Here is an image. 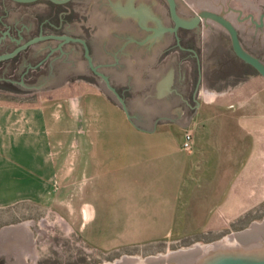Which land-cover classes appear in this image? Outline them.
I'll use <instances>...</instances> for the list:
<instances>
[{
    "label": "rangeland",
    "instance_id": "obj_1",
    "mask_svg": "<svg viewBox=\"0 0 264 264\" xmlns=\"http://www.w3.org/2000/svg\"><path fill=\"white\" fill-rule=\"evenodd\" d=\"M91 12L92 4L72 2L60 16L65 20L64 29L84 36L93 54ZM8 13L9 22L24 27L28 35L38 28L39 20L44 21L50 14L44 2L18 5ZM179 35L197 38L195 45L206 62L204 74L193 73L194 59L176 49L174 37L152 68L177 57L175 91L197 108L196 126L189 131L195 136L194 151L200 149V154L184 190L185 194L194 191L195 201L202 197L211 202L213 211L204 229L183 234L179 227L186 225L191 230L197 220L190 218L185 224L178 220L170 236L124 245L129 237L107 235L101 226L107 224L106 220L85 217V213L92 216V207L79 203V174L58 178L56 183L53 173L52 186L37 188L35 197L31 189L21 187L14 201L0 204V264H109L128 258L158 257L217 243L264 221V76L236 53L229 30L211 18L202 19L193 28L181 27ZM56 45L43 42L33 49L38 58L51 46L48 67L18 69L12 76L9 73L3 77L9 86L0 88V104L21 108L49 100L79 101L89 91L107 95L82 46ZM87 81L99 85H85ZM71 137L79 141V135ZM205 143L215 145L219 151H205ZM68 150L73 153L71 146ZM181 205L186 208L184 197Z\"/></svg>",
    "mask_w": 264,
    "mask_h": 264
},
{
    "label": "crops",
    "instance_id": "obj_2",
    "mask_svg": "<svg viewBox=\"0 0 264 264\" xmlns=\"http://www.w3.org/2000/svg\"><path fill=\"white\" fill-rule=\"evenodd\" d=\"M195 117L187 126L160 119L146 131L100 91L84 93L79 101L21 108L0 104V204L14 201L21 187L35 197L37 188L52 186L53 173L56 183L77 173L79 203L92 207V216L85 217L106 220L101 226L107 235L129 237L124 245L170 236L178 220L185 224L190 218L197 220L193 228L179 229L197 233L213 208L209 200L195 201V192L184 190L200 154V149L182 150ZM71 140L76 141L70 145ZM214 147L205 143V151L218 152ZM183 197L186 208H181Z\"/></svg>",
    "mask_w": 264,
    "mask_h": 264
},
{
    "label": "water",
    "instance_id": "obj_3",
    "mask_svg": "<svg viewBox=\"0 0 264 264\" xmlns=\"http://www.w3.org/2000/svg\"><path fill=\"white\" fill-rule=\"evenodd\" d=\"M51 1L64 4L70 0ZM167 1H74L92 4L93 59L87 43L79 40L85 46L92 69L99 75L109 98L125 110L131 122L146 131H152L160 119L187 126L197 111L175 91L177 57L152 68L159 54L172 42V32L179 27L193 28L205 18L219 22L231 33L236 53L264 76V0L200 4L193 0ZM131 9L139 12L143 21L139 23L136 12L127 16ZM172 15L176 21L174 28ZM31 43L3 58L16 55ZM109 264H264V221L217 243Z\"/></svg>",
    "mask_w": 264,
    "mask_h": 264
},
{
    "label": "flooded vegetation",
    "instance_id": "obj_4",
    "mask_svg": "<svg viewBox=\"0 0 264 264\" xmlns=\"http://www.w3.org/2000/svg\"><path fill=\"white\" fill-rule=\"evenodd\" d=\"M76 0H70L64 4H57L52 2L51 0H37L34 2H19L15 0H0V88L9 86L4 82L3 77L7 76V74L11 73L10 75L14 74L16 70L21 71H30V70H42L43 67H48L46 61L52 56V48L48 46V48L44 52H40L38 58L35 57L33 49L35 45L40 43H47L51 44L52 42L59 44L64 43L61 48L65 47L67 44H74L82 46L84 50V57H86L85 53V46L84 44L79 41L84 40L89 48V54L92 57V48L88 43V40L84 36L70 34L64 29L65 20H62L60 14L64 11L68 10V6L71 5L72 2ZM167 1V0H166ZM37 2H44L46 3V10L50 12L47 18L44 21L39 20V26L35 30H31L32 32L30 35L25 33V28L21 26H17L11 24L8 18V10L11 8H16L18 5H33ZM168 3V1H167ZM169 5V3H168ZM133 12L138 13L139 15V23L143 21L142 15L134 11L133 9L129 10L127 16H132ZM172 14V13H171ZM173 17V15H172ZM174 20V28L176 26V21ZM6 21V22H5ZM180 28L176 32H172L174 34V45L176 49L179 51L181 50L183 54H189L192 59H194V74H204L206 71V62L204 59V55L199 50L200 47L196 46L197 38L194 35L188 36L186 39L181 38L179 35ZM71 37L74 40H67L65 37ZM32 42V43H31ZM27 45L25 48L21 49L16 55L12 57L3 58L17 49ZM56 45V47L58 46ZM60 48V46H59ZM42 56V57H41ZM189 56V58H191ZM40 57V58H39ZM39 59V60H38ZM93 59V57H92ZM94 62V60H93ZM98 67V66H97ZM99 69V67L97 68ZM99 76V75H98ZM202 80V79H201ZM200 80V82H201ZM88 82V81H87ZM85 85L94 87L98 86L99 84H94L93 82H88Z\"/></svg>",
    "mask_w": 264,
    "mask_h": 264
},
{
    "label": "built area",
    "instance_id": "obj_5",
    "mask_svg": "<svg viewBox=\"0 0 264 264\" xmlns=\"http://www.w3.org/2000/svg\"><path fill=\"white\" fill-rule=\"evenodd\" d=\"M195 149V136L191 131H187L182 143V150L187 153H192Z\"/></svg>",
    "mask_w": 264,
    "mask_h": 264
}]
</instances>
